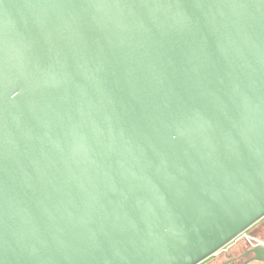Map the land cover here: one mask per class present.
Instances as JSON below:
<instances>
[{"label":"water","instance_id":"water-1","mask_svg":"<svg viewBox=\"0 0 264 264\" xmlns=\"http://www.w3.org/2000/svg\"><path fill=\"white\" fill-rule=\"evenodd\" d=\"M263 217L264 0H0V264H198Z\"/></svg>","mask_w":264,"mask_h":264},{"label":"flooded vegetation","instance_id":"flooded-vegetation-1","mask_svg":"<svg viewBox=\"0 0 264 264\" xmlns=\"http://www.w3.org/2000/svg\"><path fill=\"white\" fill-rule=\"evenodd\" d=\"M249 229V233L232 241L226 249L198 264H264L252 259V250L264 246V217Z\"/></svg>","mask_w":264,"mask_h":264},{"label":"built area","instance_id":"built-area-1","mask_svg":"<svg viewBox=\"0 0 264 264\" xmlns=\"http://www.w3.org/2000/svg\"><path fill=\"white\" fill-rule=\"evenodd\" d=\"M230 244H228L227 246L223 247L221 250H219L218 252H216V254L219 253L220 251H222L223 249H226Z\"/></svg>","mask_w":264,"mask_h":264},{"label":"rangeland","instance_id":"rangeland-1","mask_svg":"<svg viewBox=\"0 0 264 264\" xmlns=\"http://www.w3.org/2000/svg\"><path fill=\"white\" fill-rule=\"evenodd\" d=\"M249 231H250V229L246 230L242 235H245L246 233H249ZM242 235H240V236H242ZM240 236H239V237H240ZM239 237H237V238H239ZM237 238H236V239H237Z\"/></svg>","mask_w":264,"mask_h":264}]
</instances>
